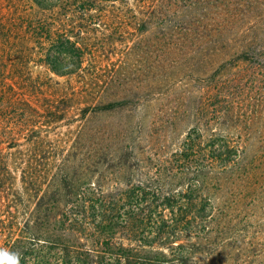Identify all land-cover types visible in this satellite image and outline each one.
I'll return each mask as SVG.
<instances>
[{"label": "trees", "instance_id": "1", "mask_svg": "<svg viewBox=\"0 0 264 264\" xmlns=\"http://www.w3.org/2000/svg\"><path fill=\"white\" fill-rule=\"evenodd\" d=\"M31 1L35 10L24 14L0 8V118L7 124L0 131V234L10 239L4 245L8 252L18 253L20 264L26 246L40 243L67 251L75 247L71 241L80 243V229L88 224L107 233L108 242L112 223L124 228L139 215V209L123 206L152 198L171 214L139 234L150 248L158 243V264H264V0H104L112 3L110 13L104 14L109 6L97 7L98 23L109 19L138 30L145 57L151 49L158 55L144 65L139 86L101 92L53 77H83V21L87 16L88 24H96L90 14L95 2L76 0L71 8L65 2L58 6L63 0ZM76 14L79 30L66 24ZM34 67L44 71L34 74ZM230 69L234 74L226 79ZM188 82L196 92L192 99L207 96L194 115L203 119L210 135L204 138L197 125L186 132L179 162L185 191L167 183L131 186L125 194L129 201L115 204L116 216L107 202L91 198L105 189V170L97 167L104 155L81 154L72 177L78 143L64 156L43 133V127L51 133L59 123L69 124L76 118L71 108L85 103L88 107L77 116L79 142L97 110L110 114L132 104L168 100L173 91L188 90ZM18 131L26 132V148L18 142ZM202 154L204 164L198 162ZM41 180H47V187L52 181L56 198L44 197ZM191 209L197 213L190 215ZM164 249L173 251L170 259ZM112 255L134 264L126 250Z\"/></svg>", "mask_w": 264, "mask_h": 264}, {"label": "rangeland", "instance_id": "2", "mask_svg": "<svg viewBox=\"0 0 264 264\" xmlns=\"http://www.w3.org/2000/svg\"><path fill=\"white\" fill-rule=\"evenodd\" d=\"M90 1L95 2L94 8L96 10L91 11L90 14L94 16L96 24H88L86 22L87 16H85L83 23L86 25L82 28L80 41L86 49L83 77L76 75L63 78L53 77L60 82L70 80L76 87H88L95 92H101L104 88H114L113 86H129L130 88L139 86V79L145 70L144 65H148V62H154L158 55L157 52L151 49L149 56L145 57L141 51L143 38L138 30L134 31L127 25L112 24L108 22L109 19L98 23L99 13L97 9L99 8L97 7L109 6L104 12L105 15L109 16L108 9L112 3L104 0ZM64 2L66 6L71 7L77 1L63 0L58 6H64ZM118 5L115 3V6ZM31 7L35 10V5L31 0H0V8L6 13L17 8V12L24 14L30 12ZM58 8L60 9V7L56 9ZM78 18L79 15L76 14V18L69 20L66 24H71L70 27L79 30ZM32 71L36 74L43 72L44 69L34 67ZM232 74H234V70L230 69L226 79H229ZM191 84L188 82V90L173 91L166 98L168 100L157 99L139 107L132 104L118 108L110 114L101 113L100 110H97L98 113L87 123L86 134L79 142L75 133L80 125L77 116L83 113V108L88 107L85 103L80 104L78 109L76 106L71 108L70 111L75 113L76 118L70 120L69 124L66 122L59 123L56 128L51 130V133H47L44 127L42 130L50 139L55 140L54 142L58 144L60 149L59 154L64 153V156L69 153L75 143H78V147L71 157L70 175L72 177L76 176L73 167L81 165L82 155L89 153L104 155L106 159H103L97 167L105 170L102 181L105 189L101 194L91 195V198L95 203H99L101 200L107 202L111 212L116 216L115 204L129 201L125 194L131 186L136 187L144 184L156 187L167 183L172 185L170 187L172 189L175 187L180 192L185 191L187 181H183L181 178L185 169L179 167V162L182 159L180 157V154L183 153L182 145L186 143V132L197 125L204 138L210 135L206 132L203 119H198L194 115L195 107L203 105L207 96L199 93L198 98L192 99L191 93L196 92L191 88L193 86ZM194 86L199 87L201 85L194 84ZM104 90L106 91V89ZM202 95L204 96L202 97ZM1 120L0 131H2L3 126L5 128L7 126L4 123L6 119ZM22 134H26V132L18 131L16 137L19 138V144L23 145L22 148H26V135L22 136ZM2 146L5 147L6 145L3 144ZM201 148L205 149L204 144L201 145ZM201 158H203V154L198 158V162L204 164L200 161ZM95 160L98 161V156ZM15 176L17 178L14 181V188L19 190L22 185L19 176ZM47 184V180L40 181L41 193L47 199L56 198L51 187L52 181L48 187ZM197 202L202 201L199 199ZM195 205L196 203H194V207ZM123 207L126 211L139 209V215L131 218L124 228L112 223V227L109 229L111 230V237L108 242H105L107 233L102 234L95 226L88 224L80 229V243L76 241L69 243L75 245V247L67 249L70 252V258H64L67 251L62 248L39 243L35 246L25 247L26 254L24 260L21 258L22 255L20 256V264H126L124 260L119 261L112 255V253H120L122 250L129 252L134 264H143L142 258L145 257L152 259L150 264H158L157 258L161 259L157 254V250H161L158 243H154L153 248H150L144 245L139 234L143 233L141 230L146 225L151 224L155 227L159 224L161 217H170L169 209H162L161 201L152 198L146 199L141 205H136L133 202ZM1 213L2 206L0 204ZM196 213L195 209H191L190 215ZM145 216L148 218L144 219ZM18 225L22 226L20 220ZM2 234H0V249L8 251L4 245L10 239L7 238V233ZM18 234L17 231L15 236ZM151 236H155L154 230ZM163 252L170 259L173 251L164 249Z\"/></svg>", "mask_w": 264, "mask_h": 264}, {"label": "clouds", "instance_id": "3", "mask_svg": "<svg viewBox=\"0 0 264 264\" xmlns=\"http://www.w3.org/2000/svg\"><path fill=\"white\" fill-rule=\"evenodd\" d=\"M0 264H19V254L0 249Z\"/></svg>", "mask_w": 264, "mask_h": 264}]
</instances>
